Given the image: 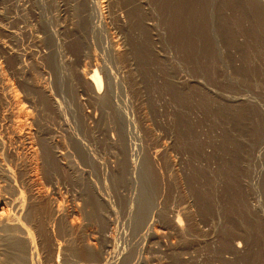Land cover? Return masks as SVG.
<instances>
[{
  "label": "rangeland",
  "instance_id": "rangeland-1",
  "mask_svg": "<svg viewBox=\"0 0 264 264\" xmlns=\"http://www.w3.org/2000/svg\"><path fill=\"white\" fill-rule=\"evenodd\" d=\"M91 68L106 77L108 107L90 97ZM8 86L21 129L31 128V157L29 139L12 133ZM235 95L243 97L239 106L229 100ZM263 110L264 0H0V135L5 152L31 161L35 264H125L132 253L133 264H264L253 163L264 137ZM43 142L56 153L57 167L48 166ZM1 156V163L11 159ZM20 164L13 162L24 180ZM146 172L154 205L137 239ZM61 215L62 224L72 223L71 240L61 231ZM87 246L96 259L86 257Z\"/></svg>",
  "mask_w": 264,
  "mask_h": 264
},
{
  "label": "bare ground",
  "instance_id": "bare-ground-1",
  "mask_svg": "<svg viewBox=\"0 0 264 264\" xmlns=\"http://www.w3.org/2000/svg\"><path fill=\"white\" fill-rule=\"evenodd\" d=\"M58 5V4H57ZM207 16H209V15H207ZM212 17V16H211ZM208 18V17H207ZM210 18V17H209ZM210 21H212L211 19H210ZM213 22V24H214V21H212ZM221 22V21H220ZM220 22H218L219 24H220ZM205 24V23H204ZM222 25V28H223V24H221ZM204 26V25H203ZM189 28V27H188ZM218 29V28H217ZM214 30H216V29H214ZM222 30V29H221ZM209 31H210V29H209ZM192 32V31H191ZM215 33V32H214ZM188 34H189V32H188ZM211 34V33H210ZM216 34V33H215ZM213 34H211V36H212ZM184 36H185V34H184ZM214 36H218V34L217 35H214ZM188 38H191V37H188ZM219 38V37H218ZM220 40H221V37L219 38ZM192 40H194L193 38L190 40V41H192ZM210 40V39H209ZM217 40V43H218V39H216ZM216 40H213V41H215V43H216ZM189 41V40H188ZM189 41V42H190ZM186 42V41H185ZM194 42V41H193ZM210 42V41H209ZM213 43V42H212ZM219 43H220V41H219ZM218 43V47L217 48H219V50H220V46H221V43L219 44ZM198 45H199V43H198ZM201 45V44H200ZM217 45V44H216ZM216 45H215V47H216ZM194 46V45H193ZM197 46V45H196ZM191 48H192V46H191ZM198 48V47H197ZM213 48H214V46H213ZM199 49V48H198ZM201 49V48H200ZM216 49V48H215ZM190 50V49H189ZM217 50V49H216ZM192 50H190V52H191ZM214 51V50H213ZM188 52V51H187ZM188 53V54H191V55H193V53ZM193 52V51H192ZM198 52V51H197ZM219 52V51H218ZM194 54H195V52H194ZM198 54H199V52H198ZM220 54H221V51H220ZM223 54V53H222ZM218 55V54H217ZM80 56V55H79ZM194 56V55H193ZM220 56V55H219ZM54 57V56H53ZM192 57V56H191ZM195 57V56H194ZM194 57H192V58H194ZM186 58H188V57H186ZM190 58V57H189ZM221 58V57H220ZM219 58V59H220ZM190 59H188V60H186V61H189ZM196 60V59H195ZM215 60V59H214ZM217 60V59H216ZM219 61H221V60H219ZM223 61V63H224V59L222 60ZM221 61V62H222ZM91 62H92V60H91ZM220 62V63H221ZM52 63V62H51ZM93 63V62H92ZM211 63V62H210ZM222 63V64H223ZM91 64V63H90ZM95 64V63H94ZM94 64H93V67H94ZM97 64V63H96ZM95 64V65H96ZM194 64H195V62H194ZM216 64V63H215ZM218 64V63H217ZM89 65V64H88ZM181 65V64H180ZM191 65V64H190ZM190 65H189V67H190ZM196 65H197V62H196ZM195 65V66H196ZM223 65H225V63L223 64ZM234 65H236V64H234ZM57 66V65H56ZM92 66V65H91ZM185 66H187V64L185 65ZM194 66V67H195ZM217 66V65H216ZM222 66V65H221ZM225 66H227V64L225 65ZM228 67H229V65H228ZM228 67H226V69L228 70ZM193 67H192V65H191V69H192ZM222 68V67H221ZM92 69V73H89V75H85L86 76V80H87V83L89 84V86H90V88H89V90L91 89V91H90V97H92L94 100H95V102H96V100H97V102L99 101V104L101 103L103 106H105V107H108L110 104H109V102H110V100H109V98H111V97H109V89L108 88H106L105 87V89L103 88V86H104V78H106V77H104L102 74H101V72H99V70L97 69V68H91ZM186 69V68H185ZM231 69V68H230ZM57 70V69H56ZM62 70V69H61ZM189 71H190V69H188ZM187 70V71H188ZM194 70H195V68H194ZM237 70V69H236ZM180 71V70H179ZM183 71V70H182ZM182 71H181V73H182ZM185 71V70H184ZM184 71H183V73H184ZM187 71H185V72H187ZM192 71V70H191ZM207 71V70H206ZM223 71V70H222ZM232 71V70H231ZM88 72V71H87ZM233 72V71H232ZM195 73V72H194ZM193 72L191 73V74H194ZM209 73V72H208ZM235 73V72H234ZM239 73V72H238ZM186 74V73H185ZM191 74H189V76H191ZM225 73H223L222 75H224ZM230 74V73H229ZM182 75V74H181ZM184 75V74H183ZM228 75V74H227ZM84 76V75H83ZM175 76H177V75H175ZM187 76V75H186ZM185 76V77H186ZM231 76H233V75H230V79L232 80V78L233 77H231ZM235 76H237V75H235ZM81 77V76H80ZM178 77V76H177ZM180 77V76H179ZM194 77H196V76H194ZM222 77H224V76H221V78ZM226 77V76H225ZM224 77V78H225ZM182 78V77H181ZM184 78V77H183ZM182 78V79H183ZM207 78V77H206ZM213 78V80L214 81H216L215 79H214V77H212ZM212 78L210 77V80H212ZM223 78V79H224ZM239 78V77H238ZM59 79V78H58ZM83 79V78H82ZM107 79H108V77H107ZM185 79V78H184ZM194 79H196V78H194ZM198 79V78H197ZM201 80H202V78H200ZM180 80V79H179ZM187 80V79H186ZM191 80V79H190ZM212 80V81H213ZM169 81V80H168ZM167 81V82H168ZM185 80H183V82H184ZM189 81V80H188ZM199 81V80H198ZM213 81V82H214ZM58 82V81H57ZM60 82V81H59ZM58 82V83H59ZM108 82V81H107ZM106 82V83H107ZM169 82H171V80L169 81ZM187 82V81H186ZM200 82V81H199ZM204 82V81H203ZM206 82V81H205ZM239 82V81H238ZM110 83V82H109ZM108 83V84H109ZM180 83H182L181 81H180ZM230 83V82H229ZM228 83V84H229ZM232 83H233V81H232ZM235 83H236V80H235ZM235 83H234V85H235ZM60 84V83H59ZM107 84V85H108ZM111 84V83H110ZM169 84V83H168ZM167 84V85H168ZM171 84H172V82L170 83V87H171ZM227 84V83H226ZM58 85V84H57ZM112 85V84H111ZM176 85V84H175ZM184 85H187V83L186 84H184ZM189 85V84H188ZM187 85V86H188ZM225 85V84H224ZM59 86H61V85H59ZM182 86H183V83H182ZM193 86V85H192ZM206 87H207V84L205 85ZM230 86V85H229ZM231 86H232V84H231ZM236 86V85H235ZM58 87V86H57ZM107 87H111L110 85L109 86H107ZM173 87V86H172ZM203 87H204V85H203ZM211 87V86H210ZM218 87V86H217ZM227 87V86H226ZM234 87V86H233ZM182 88V87H181ZM181 88H178V89H181ZM6 90H7V97L10 95V103L12 104V116H10V120L12 121L11 123L13 124V126L11 125V127L13 128V132L12 133H14V136H16V137H18V139L19 138H25L26 140L27 139H29V154H30V157H31V128L28 126L27 128H25V129H21L22 127V125H25L24 123L22 124V122H24L23 121V119H21V117H16L17 116V113H16V111H17V109L19 108V107H17V100H16V98H15V96L11 93V90H10V88H9V86H8V88H5ZM193 89V88H192ZM236 89V88H235ZM112 90H113V88H112ZM175 90L177 91V89L175 88ZM185 90V89H184ZM201 90V89H200ZM203 90V89H202ZM207 90H208V88H207ZM217 90V89H216ZM228 90V89H227ZM234 90V89H233ZM111 91V90H110ZM180 91V90H179ZM193 92H194V90H192ZM236 91V90H235ZM172 92H173V88H172ZM181 92V91H180ZM189 92V91H188ZM191 92V91H190ZM193 92H192V94L191 95H193ZM230 92V91H229ZM234 91H232L231 92V94L233 93ZM112 93H114L113 91H112ZM175 93V92H174ZM173 93V94H174ZM182 93H186V92H182ZM199 93V92H198ZM206 93H207V91H206ZM214 93V92H213ZM109 94V95H108ZM187 94V93H186ZM228 94V93H227ZM234 94H235V92H234ZM114 95V94H113ZM180 95H181V93H180ZM180 95H178L179 96V98H180ZM183 95V94H182ZM190 94H187V96H189ZM200 95V94H199ZM206 95V94H205ZM110 96H112V95H110ZM186 96V95H185ZM201 96H203L202 95V93H201ZM230 96H232V95H230ZM5 97H6V95H5ZM6 97V98H7ZM89 97V98H90ZM113 97V96H112ZM176 97V96H175ZM182 97V96H181ZM196 97H198V96H196ZM210 97V96H209ZM212 97V96H211ZM178 98V97H177ZM189 98V97H188ZM193 98H195V95H194V97ZM200 98V97H199ZM198 99V98H197ZM202 99V98H201ZM221 99V98H220ZM199 100V99H198ZM223 100H224V98H223ZM229 100H231L233 103H234V105H238V104H235V103H237V102H242L243 101V97H241V96H237V95H235L234 97H232L231 99L229 98ZM9 101V100H8ZM178 101V100H177ZM184 101V100H183ZM183 101H180L179 103H181V102H183ZM202 101V100H201ZM222 101V100H221ZM226 101V100H225ZM225 101H224V103H225ZM19 102V101H18ZM54 102V101H53ZM216 102V101H215ZM223 102V101H222ZM228 102V101H227ZM232 102H230L231 104H232ZM115 103V102H114ZM202 103V102H201ZM217 103V102H216ZM116 104V103H115ZM199 104V103H198ZM97 105H98V103H97ZM102 105H99V107H101ZM233 105V106H234ZM28 106V105H27ZM102 106V107H103ZM231 106V105H230ZM239 106V105H238ZM237 106V107H238ZM7 107V106H6ZM22 107V106H21ZM20 107V108H21ZM215 107H217V106H215ZM232 107V106H231ZM119 108V107H118ZM117 108V109H118ZM235 108V107H234ZM240 108V107H239ZM238 108V109H239ZM110 109H112V108H110ZM227 109H229V107L227 108ZM226 109V110H227ZM233 109V108H232ZM21 110H24V111H26L25 110V108H22ZM20 110V111H21ZM104 110V109H103ZM107 110V109H106ZM105 110V111H106ZM222 110V109H221ZM225 110V111H226ZM231 110V109H230ZM234 110H236V109H234ZM23 111V112H24ZM220 111V110H219ZM238 111V110H237ZM240 111V110H239ZM242 111V110H241ZM264 111V110H263ZM263 111H262V113H261V115L263 114ZM9 112V111H8ZM18 112H19V109H18ZM231 112V111H230ZM20 113V112H19ZM19 113H18V115H19ZM28 113V112H27ZM27 113H26V115H27ZM119 113H121V112H119ZM237 113V112H236ZM1 114V113H0ZM20 114H22V113H20ZM25 114V113H24ZM102 114V113H101ZM118 114V113H117ZM226 114V113H225ZM230 114V113H229ZM233 114V112L231 113V115ZM238 114V113H237ZM236 114V116H238L239 117V114L237 115ZM9 115H11V114H9ZM115 115V114H114ZM235 115V114H234ZM241 115V114H240ZM22 116V115H21ZM23 116H25V115H23ZM108 116V115H107ZM110 116V115H109ZM263 116V115H262ZM262 116H261V118H262ZM29 117V116H28ZM104 117V116H103ZM120 117V116H119ZM260 117V116H259ZM24 118V117H23ZM122 118V117H121ZM220 118V117H219ZM264 118V117H263ZM224 119H226V118H224ZM234 119V118H233ZM237 120H238V118H236ZM235 119V120H236ZM241 119V118H240ZM240 119H239V123H240ZM119 120V119H118ZM207 120V119H206ZM221 120H223V118L221 119ZM236 120V121H237ZM26 121V120H25ZM214 121V120H213ZM216 121V120H215ZM220 121V120H219ZM218 121V122H219ZM236 121H234L236 124H237V126H239L240 124L239 123H237ZM262 121L264 122V119H262ZM123 122V121H122ZM208 122H210V121H208ZM208 122H206L207 124H208ZM227 122H228V120H227ZM220 123H223V122H220ZM225 123V122H224ZM229 123H232L231 121L229 122ZM20 124H22V125H20ZM55 124V123H54ZM122 124V123H121ZM233 124V123H232ZM239 124V125H238ZM123 125V124H122ZM121 125V126H122ZM228 125H231V124H228ZM228 125H226L225 124V126H228ZM234 125V124H233ZM232 125V128L235 126H233ZM213 126V125H212ZM222 126H223V124H222ZM209 127V126H208ZM208 127H207V129H208ZM215 127V126H214ZM236 127V126H235ZM240 127V126H239ZM260 128L262 127L261 125L259 126ZM263 127H264V125H263ZM210 128H212L211 126H210ZM218 128V127H217ZM51 129V128H50ZM53 129V128H52ZM203 129V128H202ZM212 129H214V128H212ZM211 129V130H212ZM235 128H233V130H234ZM237 129V128H236ZM120 130H122L123 131V129H120ZM126 130V129H125ZM203 130H205V129H203ZM202 130V131H203ZM257 130H258V128H257ZM209 131H210V129H209ZM215 131H217L216 129H215ZM221 131V130H220ZM219 131V132H220ZM226 131V130H225ZM231 131V130H230ZM237 131H238V129H237ZM125 132V131H124ZM212 132V131H211ZM213 132H214V130H213ZM212 132V133H213ZM218 132V131H217ZM217 132H215L216 134L215 135H217ZM224 132V131H223ZM260 132H263V130L262 131H260ZM57 133V132H56ZM230 133V132H229ZM229 133H226V134H229ZM236 133V132H235ZM238 133V135L240 136V131L239 132H237ZM122 134V133H121ZM207 134V133H206ZM258 134H260V133H258ZM263 134H264V132H263ZM59 135V134H58ZM124 135H125V133H124ZM204 135V134H203ZM221 135V134H220ZM219 135V136H220ZM224 135V134H223ZM230 135H231V133H230ZM233 135V134H232ZM231 135V136H232ZM255 135H257V134H255ZM13 136V135H12ZM123 136V135H122ZM121 136V137H122ZM218 136V135H217ZM216 136V140H218L219 139V137H217ZM235 136H236V134H234V138H235ZM238 136V137H239ZM205 137H206V135H205ZM209 137H210V135H209ZM230 137V136H229ZM237 137V136H236ZM237 137V139L239 140V138ZM260 137V136H259ZM259 137H257L258 139H257V142H259L258 140L260 139ZM262 137H263V135H262ZM261 137V141H260V144L258 145V149L256 150V160L254 161L253 160V163L254 162H256L255 164H257L256 165V171H255V178L257 179V191H258V193H259V207H258V209H256V212H257V210H259L257 213H258V215H257V217L259 218V220L258 219H256L257 220V222H256V224H257V228L256 229H258V231H260L261 232V227H262V223H264V208H263V205H262V202H264V201H262V195H263V192H264V137L262 138ZM123 138H125V137H123ZM207 138H208V135H207ZM213 138V137H212ZM224 138V137H223ZM254 138V137H253ZM24 139V140H25ZM33 139V138H32ZM78 139V138H77ZM225 139V138H224ZM227 139V138H226ZM230 139V138H229ZM233 139V138H232ZM237 139H236V141H237ZM23 140V139H22ZM23 140V141H24ZM36 140V139H35ZM76 140V139H75ZM212 140H214V138L213 139H211L210 141H212ZM253 141L252 142H254L255 141V144L257 145V142H256V140L255 139H252ZM41 141V140H40ZM45 141V140H44ZM77 141V140H76ZM115 142H117L116 140H114ZM208 141H209V139H208ZM209 141V142H210ZM222 141V140H221ZM220 141V142H221ZM226 141V140H225ZM225 141L223 142V144L225 143ZM228 141V140H227ZM234 141V140H233ZM235 141V142H236ZM247 141V140H246ZM245 141V142H246ZM250 141V140H249ZM6 141H5V138H4V136L2 135H0V154L1 155H3L4 156V159H7L8 157H10L9 159H10V161L9 162H3L2 161V163L0 162V264H35V259H36V255H37V247H38V245H37V241H36V238H35V236H37L36 235V232L38 231L39 232V230H35L36 228L34 227V225H32L33 224V219H34V217L33 216H31L32 214H31V203L33 204V202H31V197H33V196H31V161L29 160V158L27 157V156H24V155H21V154H18L17 152H5L4 151V148H3V145H4V143H5ZM36 142V141H35ZM46 142V141H45ZM121 142H122V138H121ZM248 142V141H247ZM8 143V142H7ZM27 143H28V141H27ZM44 143V142H43ZM73 143V142H72ZM120 143V142H119ZM126 143V141H124V144ZM213 143V142H212ZM233 144H236V143H234V142H232ZM26 144V143H25ZM48 146H44V154L43 155H45V158H46V160H47V163L49 164L48 166H50L51 164H53V166L54 167H57L58 166V161H57V157H56V153H52L53 151H51V150H53V149H51L50 147H49V143H46ZM45 143H44V145H46ZM52 144V143H51ZM76 144V145H75ZM77 142L75 143L74 142V145L75 146H77ZM116 144V143H115ZM228 144V143H227ZM226 144V145H227ZM247 144H249V143H247ZM253 144V143H252ZM252 144H250V145H252ZM255 144H253V146L251 147H249L248 146V148H255ZM117 145V144H116ZM121 145V144H120ZM225 145V144H224ZM223 145V146H224ZM225 145V146H226ZM27 146H28V144H27ZM74 146V147H75ZM231 146H232V144H231ZM235 146H237V145H235ZM123 147V146H122ZM228 148H229V146H227ZM247 147V146H246ZM225 148V147H224ZM233 148V147H232ZM41 149V148H40ZM227 148H225V150H226ZM78 150V149H77ZM230 150V149H229ZM245 150V149H244ZM252 150H255V149H252ZM8 151V150H7ZM11 151V150H10ZM27 151V150H26ZM25 151V152H26ZM55 151V150H54ZM58 151V150H57ZM248 151V150H247ZM27 152V153H28ZM35 152V151H34ZM235 152V151H234ZM244 152H246V151H244ZM231 153V152H230ZM233 153V152H232ZM247 153V152H246ZM245 153V154H246ZM252 153H253V151H252ZM236 154V153H235ZM254 154V153H253ZM0 155V156H1ZM156 155V154H155ZM234 155V154H233ZM238 155V154H237ZM240 155V154H239ZM238 155V156H239ZM249 155V154H248ZM42 156V155H41ZM253 156V155H252ZM53 157V158H52ZM240 158H241V155L239 156ZM249 157V156H248ZM1 158H2V156H1ZM38 158V157H37ZM61 158H63V157H61ZM126 158V157H125ZM124 158V159H125ZM240 158H238L237 157V160L239 159L240 160ZM245 158V157H244ZM250 158H251V156H250ZM253 158V157H252ZM155 159V158H154ZM153 159V160H154ZM248 160H250L249 158H247ZM1 160H3V158L1 159ZM123 160V159H122ZM235 160H236V157H235ZM238 160V161H239ZM121 161V160H120ZM126 161V160H125ZM13 162H17V164L18 163H21L19 166H24V168H26L27 169V173L26 172H24L25 173V177H24V180H22V178H21V175L20 174H23V173H21L19 170H18V167H17V165L15 166V165H13ZM53 162V163H52ZM122 162V161H121ZM158 162V161H157ZM242 162V161H241ZM246 162V161H245ZM251 162V161H250ZM123 163V162H122ZM122 163H120L121 165H122ZM126 163V162H125ZM125 163H123V164H125ZM152 163V162H151ZM119 164V165H120ZM241 164V163H240ZM224 165V164H223ZM235 165V164H234ZM248 165H250V164H248ZM221 166V165H220ZM251 166V165H250ZM254 167H255V165H253ZM252 166V167H253ZM124 167V166H123ZM221 167H224V166H221ZM226 167H227V165H226ZM253 167V168H254ZM152 169V168H151ZM216 169H218V168H216ZM250 169H251V167H250ZM52 170V169H51ZM220 170H222V168L220 169ZM252 171H253V169H251ZM250 170V171H251ZM49 171V170H48ZM121 171H123V169L121 170ZM147 171V170H146ZM232 171H234V170H232ZM241 171H242V169H241ZM228 173H229V170L227 171ZM231 172V171H230ZM219 173V172H218ZM220 173H222V172H220ZM245 173H247V172H245ZM248 173H249V170H248ZM252 173V172H251ZM251 173H249V174H251ZM151 174V173H150ZM253 175H254V173H253ZM23 176V175H22ZM150 175H148L147 174V172L144 174V178H145V184H144V186L142 187L143 189H142V193H141V196H140V198H139V203H138V209H137V212H136V216H135V231H137L136 233H137V239H140L141 237H142V235H143V233H144V231H146V229L148 228V226H149V223H150V207L152 206V204H153V196H154V191L155 190H152V188L151 187H149V184L150 183H148L149 181L151 182L152 181V178H151V176L149 177ZM254 180V179H253ZM144 181V180H143ZM40 182V181H39ZM255 183L253 182V185H254ZM28 186V188L29 189H27L25 186ZM156 185V184H155ZM255 188V187H254ZM256 189V188H255ZM254 189V190H255ZM27 190V193L25 192ZM257 191H255V192H257ZM254 192V193H255ZM48 193V192H47ZM258 193H255L256 195L258 194ZM156 194V193H155ZM258 197V196H257ZM48 198V197H47ZM263 199H264V196H263ZM39 202V201H38ZM52 203V202H51ZM155 203V202H154ZM257 204H258V201H257ZM58 205V204H57ZM154 205V204H153ZM257 207V206H256ZM68 208V207H67ZM54 209H57V212H61V208H60V206H57V208H54ZM33 210V209H32ZM55 211V210H54ZM66 212V211H65ZM68 212V211H67ZM56 213V212H55ZM57 214V213H56ZM67 214H69V213H67ZM63 216H64V214H63ZM67 216V215H66ZM69 216H70V214H69ZM72 216V215H71ZM54 217V216H53ZM53 217L51 218V220L53 219ZM73 217H75V216H73ZM59 218V217H58ZM69 218V217H68ZM67 218V219H68ZM62 219V215H61V217L59 218V221ZM63 219H65L64 217H63ZM62 219V220H63ZM75 218H73V220H74ZM52 221H54V220H52ZM67 221V220H66ZM65 221V222H66ZM72 221V220H71ZM77 221V220H76ZM178 225H182L183 223V220H182V217H180V216H177V218L174 220ZM263 221V222H262ZM34 222H35V220H34ZM61 223H60V228H61V231L62 232H64V233H66L67 234V227H69L70 228V225L72 224V223H70V225L68 226V225H64V224H62V221H60ZM174 222V223H175ZM37 223V222H36ZM39 223H40V221H39ZM68 223V222H67ZM66 223V224H67ZM41 224V223H40ZM54 224V223H53ZM74 224V223H73ZM77 224V223H76ZM38 225V224H37ZM52 225V224H51ZM39 226V225H38ZM77 226V225H76ZM75 226V227H76ZM78 227V226H77ZM58 228V227H57ZM158 228V227H157ZM57 230V229H56ZM67 232H66V231ZM69 230H71V229H69ZM73 230V229H72ZM75 231H76V229H75ZM135 231H134V233H135ZM41 232V231H40ZM43 232V231H42ZM259 232V233H260ZM69 234H67V239L68 240H71V232H68ZM151 233V232H150ZM262 233H264V232H262ZM40 234V233H39ZM63 234V233H62ZM73 234V233H72ZM155 234H159V232H157V231H155ZM164 234V233H163ZM261 234V233H260ZM40 235H43V233L42 234H40ZM74 235V234H73ZM136 235V234H135ZM65 236V235H64ZM63 236V237H64ZM41 238H43L42 236H40ZM53 238V237H52ZM155 238V237H154ZM66 239V238H65ZM262 239V238H261ZM40 240V239H39ZM38 240V241H39ZM43 240V239H42ZM63 240V239H62ZM41 241V240H40ZM60 242H61V239L59 240ZM76 241V240H75ZM74 241V242H75ZM79 241H81V240H79ZM133 241H134V239H133ZM151 241V240H150ZM57 242H58V240H57ZM78 242V241H77ZM76 242V243H77ZM134 244L136 243V241L135 242H133ZM137 243H140V242H138L137 241ZM39 244V243H38ZM41 244V243H40ZM63 244V243H62ZM65 244V243H64ZM78 244V243H77ZM76 244V245H77ZM134 244H132V245H134ZM238 244H239V242H238ZM43 245V244H42ZM66 245V244H65ZM82 245H84V244H82ZM41 246V245H40ZM70 246V245H69ZM79 246V245H78ZM89 246V245H88ZM87 246V247H88ZM105 246V245H104ZM135 246H137L136 244H135ZM261 246V245H260ZM54 247V246H53ZM101 247V246H100ZM139 247V246H138ZM239 247H240V245H239ZM131 248H133V246H131ZM45 249V248H44ZM54 249H56V248H54ZM53 249V250H54ZM41 250V249H40ZM51 250V249H50ZM76 250V249H75ZM99 250H100V248H99ZM134 250H135V248H134ZM55 251H57V249L55 250ZM54 251V252H55ZM65 251V250H64ZM63 251V252H64ZM66 251H68V250H66ZM104 251V250H103ZM73 252H75L74 251V249H73V251H72V253ZM80 252V251H79ZM122 252H124V251H122ZM133 252V251H132ZM66 253H68V252H66ZM98 253H101L100 251H98ZM52 254V253H51ZM55 254H56V252H55ZM65 254V253H64ZM71 254V253H70ZM73 254H76V253H73ZM72 254V255H73ZM85 254L87 255H85L87 258H89L90 257V259H92V258H97V253H95V251H93L92 249H90L89 247H88V249H87V251L85 252ZM133 254L134 253H132V255H127L124 259V262H125V264H133L135 261L133 260L135 257H137L136 256V254H134V256H133ZM53 255V254H52ZM62 255V254H61ZM60 255V253L58 254V255H54V256H57V262L60 260L59 259V257L61 256ZM67 255V254H66ZM71 255V256H72ZM69 256V255H68ZM131 256H133L132 257V259H131ZM73 257H74V255H73ZM110 257V256H109ZM119 257V256H118ZM104 258H105V256H104ZM116 258V257H115ZM72 259V258H71ZM111 259V258H110ZM114 258H112V260H113ZM118 259V258H117ZM102 260V259H101ZM107 260V259H106ZM115 260V259H114ZM70 261V260H69ZM76 261V260H75ZM120 261V260H119ZM73 262V261H72ZM80 261H78L77 263H79ZM115 262V261H114ZM117 262V261H116ZM75 264H76V262H74ZM97 263V262H96ZM113 263V261H109V264H112ZM73 264V263H72ZM108 264V263H107ZM114 264V263H113Z\"/></svg>",
  "mask_w": 264,
  "mask_h": 264
}]
</instances>
